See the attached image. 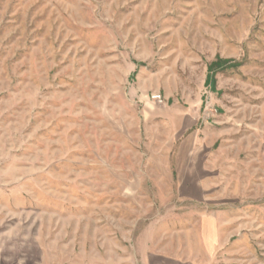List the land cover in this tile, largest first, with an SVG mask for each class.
Instances as JSON below:
<instances>
[{
    "label": "rangeland",
    "instance_id": "1",
    "mask_svg": "<svg viewBox=\"0 0 264 264\" xmlns=\"http://www.w3.org/2000/svg\"><path fill=\"white\" fill-rule=\"evenodd\" d=\"M0 264H264V0H0Z\"/></svg>",
    "mask_w": 264,
    "mask_h": 264
}]
</instances>
